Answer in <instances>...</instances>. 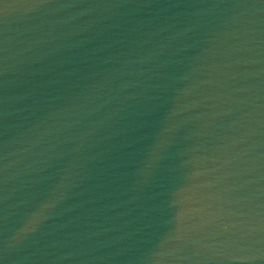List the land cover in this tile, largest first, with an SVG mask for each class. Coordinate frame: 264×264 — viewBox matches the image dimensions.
Instances as JSON below:
<instances>
[{
    "label": "water",
    "instance_id": "95a60500",
    "mask_svg": "<svg viewBox=\"0 0 264 264\" xmlns=\"http://www.w3.org/2000/svg\"><path fill=\"white\" fill-rule=\"evenodd\" d=\"M46 0H0V72L3 41L17 61L33 59L34 75L7 84L0 74V113L6 95L25 86L43 94L66 93L98 58L100 41L54 52L62 14L31 8ZM117 5L110 32L124 35L173 4L245 5L214 9L193 46L175 57L161 77L160 102L148 103L116 126L103 157L100 187L80 198L81 212L30 242L4 264H264V0H98ZM78 22H69L63 31ZM49 52L46 59L39 54ZM18 67V65H17ZM183 77L182 79H180ZM177 90L183 111L165 132ZM0 114V145L4 139ZM166 137L161 159L145 179L139 169L157 140ZM4 199L0 185V242L19 222L27 195ZM102 196L96 200V196ZM102 232L89 242L61 233L78 231L84 220ZM62 241V243H56ZM159 253H164L161 256ZM24 257H29L24 259ZM60 257H65L60 259Z\"/></svg>",
    "mask_w": 264,
    "mask_h": 264
},
{
    "label": "clouds",
    "instance_id": "9594fccd",
    "mask_svg": "<svg viewBox=\"0 0 264 264\" xmlns=\"http://www.w3.org/2000/svg\"><path fill=\"white\" fill-rule=\"evenodd\" d=\"M117 7L98 0H46L31 6L62 14L51 22L62 30L58 36H49V43L61 41L52 51L76 46L63 43V38L69 36L80 43L100 41L96 50L107 55L98 58L91 71L85 72L66 93L43 94L25 81L20 91L5 96L0 113L4 118L0 185L5 200L22 188L28 192L19 203H13V207L23 205L24 210L19 222L0 242L4 257L15 256L30 242L48 234L53 225L71 228L70 214H78L76 218L85 216L80 210L91 199L80 198L92 188L100 187L103 157L116 126L146 104L162 100L164 70L174 63L177 55L193 46L198 30L209 22V12L247 6L204 2L168 5L166 9L175 11L150 15L137 29L122 36L111 33L114 25L105 23L118 14L114 11ZM69 22L78 23L63 31ZM2 51L0 74L9 77L6 85L39 71L32 68L31 57L15 59L6 35ZM48 56L46 51L36 58ZM182 111L177 90L176 106L170 112L165 132L174 130L175 118ZM166 146V137L161 136L141 162L138 173L141 177L146 179L150 175ZM102 234L90 231L86 219L78 231L61 233L65 238L74 237L82 242ZM0 264H4L2 258Z\"/></svg>",
    "mask_w": 264,
    "mask_h": 264
}]
</instances>
